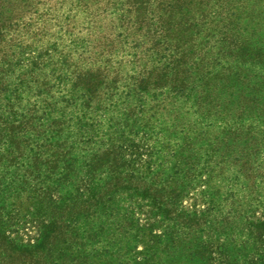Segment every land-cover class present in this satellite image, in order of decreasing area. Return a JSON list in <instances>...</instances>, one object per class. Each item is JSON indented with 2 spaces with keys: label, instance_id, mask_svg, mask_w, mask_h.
Here are the masks:
<instances>
[{
  "label": "rangeland",
  "instance_id": "rangeland-1",
  "mask_svg": "<svg viewBox=\"0 0 264 264\" xmlns=\"http://www.w3.org/2000/svg\"><path fill=\"white\" fill-rule=\"evenodd\" d=\"M0 63L37 65L13 111L49 144L3 179L0 264H264V0H0Z\"/></svg>",
  "mask_w": 264,
  "mask_h": 264
},
{
  "label": "trees",
  "instance_id": "trees-1",
  "mask_svg": "<svg viewBox=\"0 0 264 264\" xmlns=\"http://www.w3.org/2000/svg\"><path fill=\"white\" fill-rule=\"evenodd\" d=\"M0 66H1V63H0ZM36 70H37V65L35 64L32 67L28 68V70L23 71V74L19 76L20 78L19 82L15 84V86L10 85V87H12L10 90L9 87L8 88L5 87V85L7 86L9 85V82L5 81V77L6 76L17 77L16 75H19L20 72L17 74V72L15 71H9V70H6L0 67V98L3 97V94L4 92L6 93V91L10 90V92L12 93L11 95H4L3 97L4 101L7 100V103H5V105L7 106L5 112L7 113L10 112V114L6 113V115L5 114L0 115V120L2 123L9 122V124L6 125V128L3 126L2 123L0 124L2 125L0 127V168L1 167L6 168V167H11V166L15 168L13 171L8 170L6 171L5 174L0 175V187L3 182V179L5 178V175L11 174V173L13 174L14 179L17 178V180L21 181L22 184H26V183L28 184L26 186L27 187L26 190H31V189L34 190L36 185H38V181L36 179L40 176V173L38 172V169L36 168V165H35L36 161H39L38 159L39 155L37 152L39 151L40 148H46L49 145V144H46L45 142H41V141L39 142L38 138H40L42 134H44L47 131H42V132L39 131V127L41 125L39 120L41 118H38L36 116L37 114L36 112L38 111L37 106L31 105L29 108L25 110V112H22L21 115H20V112H18L19 110L13 111L14 105H18L19 107V102L21 103V100L25 99L23 96H19L18 93L17 95H15L14 94L15 90H18L21 88L22 93H23L25 91H29L33 89L34 87H39L41 84H43L44 80L42 81V83H40L38 78H36L34 74ZM74 84L75 82L73 83V85ZM89 102H90L89 99L85 101V103H88V104ZM0 109H3V107H1ZM11 113H13V115ZM2 119L4 120L2 121ZM54 123L56 122L55 121L51 122L49 124V127L51 125H54ZM13 130H17V132L15 131L13 132ZM29 131L31 132L30 133L31 136L32 135L35 136L34 139L32 138L24 139L19 134L20 132L28 133ZM82 141H84V139ZM12 146H14V148H12ZM26 148H29V151L32 153L26 155L25 154ZM21 158H23L24 161L28 160L29 162H24ZM50 160L51 158L48 161ZM46 161H47V158H46ZM52 161H55V160H52ZM20 168H23V170L22 169L20 170ZM17 172H20L22 176L21 177L18 176ZM29 177H32V180L36 181L34 185L31 183H28V181H30L28 179ZM89 187H91V185H89ZM148 189H151V187H149ZM98 197L99 196L96 197V194L94 193L93 196L92 197L90 196L89 199L86 201L89 203V206L87 207V213H86L85 218L87 222H89L90 224H94L96 222V217L98 218L97 213H99V209L103 211L105 207H108V204H110V201L113 202V200H115L112 196H109L108 198H103V199L98 198ZM114 211L115 210L113 209L109 210L108 213H110V215L108 217H105L104 219L100 218L99 220L100 221L103 220L107 222L109 218H112L114 215H116ZM118 216L120 215H117V217ZM36 248H38V246L31 247L30 249H26L25 251L33 252V250H35Z\"/></svg>",
  "mask_w": 264,
  "mask_h": 264
}]
</instances>
